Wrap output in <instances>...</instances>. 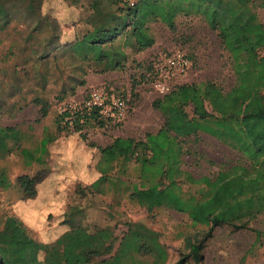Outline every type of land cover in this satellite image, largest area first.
<instances>
[{
  "label": "trees",
  "instance_id": "obj_1",
  "mask_svg": "<svg viewBox=\"0 0 264 264\" xmlns=\"http://www.w3.org/2000/svg\"><path fill=\"white\" fill-rule=\"evenodd\" d=\"M44 6V0H0V115H12L18 102L14 97L24 102L29 94L28 102L45 116L48 105L42 92L47 86L55 85V98L62 100L85 84L87 71L122 70L128 59L125 49L139 52L153 44L149 31L153 21L171 27L176 14L199 15L215 32L229 58L230 88L223 91L213 81L182 83L155 97L151 106L161 115L160 127L145 133L143 139L117 136L97 147L99 175L86 192L104 194L101 186L106 183L147 212L164 208L185 215L190 227L198 229L183 235V251L174 264L199 262L204 241L215 226L250 229L258 240L260 232L248 222L264 214V23L258 16V10L264 13V0H90L82 20L85 27L63 44L55 16L44 12ZM71 8L80 14L81 8ZM58 53L69 58L66 75L51 71L62 64ZM152 76H156L154 65ZM90 121L99 127L119 123L95 108L64 109L55 119L56 133L44 132L33 150L18 145L23 136L19 129L0 126V157L16 149L27 164L29 160L43 163L47 144L61 128L69 124L79 132ZM199 133L238 152L239 162L220 168L213 177H194L181 170V156L189 149L183 148L184 143L190 137L195 141ZM130 161L138 165L139 183L108 175L112 163ZM179 175L197 188L182 190ZM41 178L16 177L24 198L36 194ZM5 179L0 172V186H6ZM80 212L78 206L68 207L52 227V231L64 230L49 242L35 240L17 217H4L0 264H165L167 251L157 231L127 222L117 238L108 225L83 223Z\"/></svg>",
  "mask_w": 264,
  "mask_h": 264
},
{
  "label": "rangeland",
  "instance_id": "obj_2",
  "mask_svg": "<svg viewBox=\"0 0 264 264\" xmlns=\"http://www.w3.org/2000/svg\"><path fill=\"white\" fill-rule=\"evenodd\" d=\"M89 1L44 0L43 11L55 16L61 44L85 27L82 20L87 14ZM70 6L81 8L80 14ZM258 16L264 23V13L258 10ZM149 31L154 39L153 44L139 52L125 49L128 59L122 70L102 74L87 71L88 85L77 86L72 94H67L62 100L55 98V85L47 86L42 92L48 105L45 116L39 115L37 105L28 102L29 94L24 102L14 97L18 102L12 115H0V126L19 129L23 136L18 145L33 150L44 132L50 135L56 133L57 115L64 109L80 107L82 98L91 88L104 89L110 95H122L127 103L125 117L119 123L109 122L99 127L90 121L79 132L73 131L69 124L61 128L54 141L47 144L43 163L29 160L27 164L26 157L16 149L0 157V172L7 182L6 186H0V227L4 217L13 215L39 241L43 233L57 225L59 217L68 207L78 206L83 223L89 227L93 224L108 225L117 238L124 232L127 222L144 224L159 233V240L167 251L165 264H174L179 258L178 253L183 251V235L198 229L190 227L185 215L164 208L147 212L129 201L126 194L109 189L106 183L101 186L104 194L86 192L88 184L99 175L95 167L99 157L97 147L107 145L117 136L143 139L145 133H153L160 127L161 115L151 106V101L159 95L153 86L155 77L152 76V68L162 57L178 51L188 61L185 72L169 81V88L182 83L213 81L227 91L233 84L228 55L219 46L215 32L207 27L199 15L176 14L171 27L156 20L149 23ZM2 43L6 45L7 40L3 39ZM57 56L62 64L57 69L51 68V71L66 75L69 72L66 66L69 58L66 53H58ZM6 64L10 65L11 60ZM2 85H5V81ZM18 106L20 109L17 110ZM59 126L62 127L63 123L60 122ZM88 143L94 146H88ZM187 147L188 152L181 156L179 168L194 177H213L220 168L240 159L238 152L205 133H199L195 141L190 137L183 146L184 149ZM112 165L109 176L119 175L131 183L140 182L138 165L135 163L130 161L122 165L114 162ZM23 174L42 177L35 185L36 194L32 198H24L16 183V177ZM179 179L182 190L193 192L197 188L186 182L183 175H179ZM248 225L260 232L258 240H255L254 232L250 229L230 230L215 226L204 241L201 260L197 263L189 260L186 264H264V214H258Z\"/></svg>",
  "mask_w": 264,
  "mask_h": 264
},
{
  "label": "built area",
  "instance_id": "obj_3",
  "mask_svg": "<svg viewBox=\"0 0 264 264\" xmlns=\"http://www.w3.org/2000/svg\"><path fill=\"white\" fill-rule=\"evenodd\" d=\"M187 67V59L178 51L165 55L160 61L154 63L156 76L153 86L158 94L168 92L169 81L183 74ZM81 108H95L103 117L112 121H121L125 117L127 103L121 96L107 95L102 89L91 88L82 98L80 107L73 106L69 110L73 112Z\"/></svg>",
  "mask_w": 264,
  "mask_h": 264
},
{
  "label": "crops",
  "instance_id": "obj_4",
  "mask_svg": "<svg viewBox=\"0 0 264 264\" xmlns=\"http://www.w3.org/2000/svg\"><path fill=\"white\" fill-rule=\"evenodd\" d=\"M87 85H88V79L85 77V84L83 85V87H85ZM63 230H64L63 228H60V229H58V231H52V227H51V229H49L46 234L43 233V235L39 241L40 242H49L52 239H54L58 234H60Z\"/></svg>",
  "mask_w": 264,
  "mask_h": 264
}]
</instances>
